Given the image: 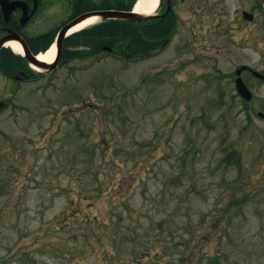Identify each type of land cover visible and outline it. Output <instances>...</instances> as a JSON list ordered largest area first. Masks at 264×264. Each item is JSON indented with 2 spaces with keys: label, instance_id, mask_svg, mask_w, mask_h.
Segmentation results:
<instances>
[{
  "label": "rangeland",
  "instance_id": "374dc122",
  "mask_svg": "<svg viewBox=\"0 0 264 264\" xmlns=\"http://www.w3.org/2000/svg\"><path fill=\"white\" fill-rule=\"evenodd\" d=\"M190 12L150 62L2 116L0 264H264V85L248 103L234 81L259 57L237 33L194 40Z\"/></svg>",
  "mask_w": 264,
  "mask_h": 264
},
{
  "label": "flooded vegetation",
  "instance_id": "af4514ba",
  "mask_svg": "<svg viewBox=\"0 0 264 264\" xmlns=\"http://www.w3.org/2000/svg\"><path fill=\"white\" fill-rule=\"evenodd\" d=\"M236 1L237 7L231 10L230 0H160L153 20L126 22L100 16L103 12H133V0H0V119L21 111V100L34 91H47L59 79L80 78L84 68L150 62L151 33L160 31L156 41L170 42L168 35L178 32L186 8L191 11L187 22L194 40L201 39L199 32L222 36L224 42L226 36L239 34L241 51L249 49L259 57L257 65H239L242 81L264 85V3ZM120 35L132 38L135 50L118 44ZM53 47L56 58L42 60ZM234 75L236 79V71ZM29 88L33 89L30 93Z\"/></svg>",
  "mask_w": 264,
  "mask_h": 264
},
{
  "label": "bare ground",
  "instance_id": "6f19581e",
  "mask_svg": "<svg viewBox=\"0 0 264 264\" xmlns=\"http://www.w3.org/2000/svg\"><path fill=\"white\" fill-rule=\"evenodd\" d=\"M158 0H138L135 6V10L141 13H153L157 7ZM82 28L79 27L78 29ZM16 50L19 51L20 48L16 46ZM56 54L55 48H51L47 53L41 56L42 60L46 62H52Z\"/></svg>",
  "mask_w": 264,
  "mask_h": 264
},
{
  "label": "water",
  "instance_id": "95a60500",
  "mask_svg": "<svg viewBox=\"0 0 264 264\" xmlns=\"http://www.w3.org/2000/svg\"><path fill=\"white\" fill-rule=\"evenodd\" d=\"M264 2V0H263ZM134 14H131V16H133ZM138 15V14H137ZM118 18H121V19H130V14H125V13H118L117 14ZM140 21H143V20H146V19H149V17L147 16H144V15H140ZM237 74L239 75L240 74V70L237 72ZM236 85H237V90H238V93L244 97L246 100H251L252 98V94L248 91V89L246 88V86L244 85V83L242 82V80L240 78H238L236 80Z\"/></svg>",
  "mask_w": 264,
  "mask_h": 264
},
{
  "label": "trees",
  "instance_id": "16d2710c",
  "mask_svg": "<svg viewBox=\"0 0 264 264\" xmlns=\"http://www.w3.org/2000/svg\"><path fill=\"white\" fill-rule=\"evenodd\" d=\"M158 35H159V33L153 34V39H157Z\"/></svg>",
  "mask_w": 264,
  "mask_h": 264
}]
</instances>
